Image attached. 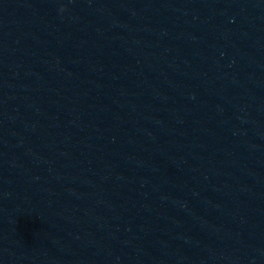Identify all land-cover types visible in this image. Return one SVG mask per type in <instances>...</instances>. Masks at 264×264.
Listing matches in <instances>:
<instances>
[{
  "label": "water",
  "instance_id": "obj_1",
  "mask_svg": "<svg viewBox=\"0 0 264 264\" xmlns=\"http://www.w3.org/2000/svg\"><path fill=\"white\" fill-rule=\"evenodd\" d=\"M255 3L264 47V0H255Z\"/></svg>",
  "mask_w": 264,
  "mask_h": 264
},
{
  "label": "clouds",
  "instance_id": "obj_2",
  "mask_svg": "<svg viewBox=\"0 0 264 264\" xmlns=\"http://www.w3.org/2000/svg\"><path fill=\"white\" fill-rule=\"evenodd\" d=\"M61 11H63V8L61 9Z\"/></svg>",
  "mask_w": 264,
  "mask_h": 264
}]
</instances>
